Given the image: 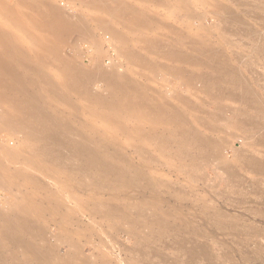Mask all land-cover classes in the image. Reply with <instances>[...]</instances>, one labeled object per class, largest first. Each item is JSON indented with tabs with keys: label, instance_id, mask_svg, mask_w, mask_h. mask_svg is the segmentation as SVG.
Listing matches in <instances>:
<instances>
[{
	"label": "rangeland",
	"instance_id": "374dc122",
	"mask_svg": "<svg viewBox=\"0 0 264 264\" xmlns=\"http://www.w3.org/2000/svg\"><path fill=\"white\" fill-rule=\"evenodd\" d=\"M0 4V212L32 220L34 263L264 264V1ZM55 11L80 24L49 33ZM18 82L57 141L21 133ZM99 207L147 212L130 236Z\"/></svg>",
	"mask_w": 264,
	"mask_h": 264
},
{
	"label": "bare ground",
	"instance_id": "6f19581e",
	"mask_svg": "<svg viewBox=\"0 0 264 264\" xmlns=\"http://www.w3.org/2000/svg\"><path fill=\"white\" fill-rule=\"evenodd\" d=\"M257 1H264V0H257ZM1 5V4H0ZM63 13L59 12V11H55L49 15L44 16V21H46V23H44V25H46L45 30H47L49 33H55L58 31H61L64 34H69L70 32H72L76 26L78 24H80L79 19L76 22H73L72 19L75 18H71V20L67 17H63L62 16ZM0 39H2V37H0ZM55 47L52 48L53 53H55ZM3 69V61L0 59V70ZM9 70V69H8ZM8 70H6V72H8ZM100 74V73H99ZM97 75L98 77L102 78V75ZM17 78H19V76H16ZM111 85L114 86V88L116 90H119V92L121 94L125 93L123 91V89H121L118 86V81L114 78H112L110 80ZM0 86L1 87H7V84L4 81V78L0 75ZM11 89H14L16 91H18L21 95L19 101L22 104H26L27 108H28V112H27V117L28 119H30V123H22V126L19 128L21 133H23L26 138L28 140L34 141L35 139H39V141H49V140H53V141H57L58 137H59V130L57 128H55L53 131L51 132H44L42 133V131H39L37 129V120L35 118L36 114H35V110L38 108V103L36 101V98H34V96L28 91V89L26 88V85L22 84L21 82H18V84L14 87H12ZM114 91V95L117 96L118 92ZM9 95L6 93H0V101H4L5 99H8ZM139 100V101H138ZM138 103H142V99H137ZM137 103V104H138ZM145 107L151 111L150 109L153 106L148 105V103H144ZM142 107V105L140 106ZM156 108H158L159 110H161V108H159L158 106H155ZM167 117H171V114L165 113ZM25 122V121H24ZM2 160L0 159V164H2ZM99 167L103 168V169H108L110 168V170H114L117 171L116 167L110 166V165H106L103 162L97 164ZM260 168L264 171V164L259 165ZM120 176L122 178L125 179H129L126 177V174L120 173ZM128 187H133L135 189H148L150 186H144V185H138V186H128ZM101 210V207L96 209V213L98 214L99 211ZM147 212V208L145 207H136L135 208V217H131V216H123L121 219L122 221H124V224H117L114 221V212H109V213H102V215L98 216L101 218V220H103L102 222H104V220H108V227L110 229H116L117 231H122L124 233L129 234L130 236H135L136 235V230H138V226L141 223L140 222V217L144 216L145 213ZM147 214H151V213H147ZM9 213L8 212H0V264H36L34 263V261H36V250H35V244L33 242L27 241L25 239V234L30 232L31 237L35 236L38 232L35 233V231L30 230V225L32 223V220L28 217L25 218L21 221H19L18 223H11L9 221ZM97 217V218H99ZM95 224H92L95 227ZM34 228V227H33ZM37 231V230H36ZM44 230H40V232H43ZM103 230L101 229L99 233H102ZM109 232V231H108ZM4 246H11L12 248H15L18 252H20L19 254L22 253L23 248H25L26 252L25 253V258L20 259L17 255H15V253H12V258L15 259L13 260H9V256L6 255L4 253ZM45 264V261L44 263Z\"/></svg>",
	"mask_w": 264,
	"mask_h": 264
}]
</instances>
